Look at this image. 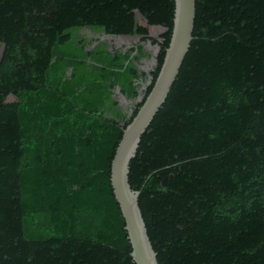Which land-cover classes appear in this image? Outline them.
I'll return each instance as SVG.
<instances>
[{"label": "trees", "instance_id": "16d2710c", "mask_svg": "<svg viewBox=\"0 0 264 264\" xmlns=\"http://www.w3.org/2000/svg\"><path fill=\"white\" fill-rule=\"evenodd\" d=\"M134 6L161 44L113 45L121 27L138 35L123 0H0V264H135L110 165L175 5ZM128 169L157 264H264V0H195Z\"/></svg>", "mask_w": 264, "mask_h": 264}, {"label": "water", "instance_id": "95a60500", "mask_svg": "<svg viewBox=\"0 0 264 264\" xmlns=\"http://www.w3.org/2000/svg\"><path fill=\"white\" fill-rule=\"evenodd\" d=\"M174 5L173 27L163 63L150 93L136 115L123 129L110 165L111 188L124 219V228L131 245V257L135 264H157V260L138 207L139 192L132 191L128 184L129 162L135 156L141 135L165 102L192 40L195 0H174ZM161 28L163 37L159 41L160 44L165 39L167 30L165 27ZM159 51L160 46L157 45L153 57L154 66L157 64L156 56ZM121 99L126 101L123 96Z\"/></svg>", "mask_w": 264, "mask_h": 264}, {"label": "rangeland", "instance_id": "374dc122", "mask_svg": "<svg viewBox=\"0 0 264 264\" xmlns=\"http://www.w3.org/2000/svg\"><path fill=\"white\" fill-rule=\"evenodd\" d=\"M138 0H123L124 4L129 7V10L127 11L128 14H130L133 18V21H135V24L138 27V35L136 36H130L126 35L122 32V27L117 31L116 36H112L113 40V45L116 47H121V46H130L131 44H137L140 43L144 39L152 38L156 39L157 41H160L163 37V29L160 28H153L151 27L147 19L144 17V12L145 10L139 7L134 6V3H137ZM119 28L121 25H118ZM130 27V24H129ZM150 46V45H149ZM153 53L156 51V46L153 48ZM2 52V46L0 45V55ZM154 57V56H153ZM154 66V58L151 60L147 61L143 65V69L145 70H150ZM1 97V95H0ZM8 101L12 100L11 96H7ZM122 105H126V101L121 99Z\"/></svg>", "mask_w": 264, "mask_h": 264}, {"label": "crops", "instance_id": "0c3cea01", "mask_svg": "<svg viewBox=\"0 0 264 264\" xmlns=\"http://www.w3.org/2000/svg\"><path fill=\"white\" fill-rule=\"evenodd\" d=\"M149 24V23H148ZM150 25V24H149ZM151 26V25H150ZM151 27H153V28H160V29H162L160 26H151ZM150 39H152V38H150Z\"/></svg>", "mask_w": 264, "mask_h": 264}]
</instances>
